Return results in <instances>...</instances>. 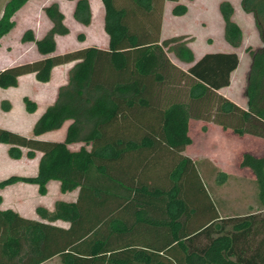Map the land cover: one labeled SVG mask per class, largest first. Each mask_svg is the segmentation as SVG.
<instances>
[{
  "label": "trees",
  "instance_id": "obj_1",
  "mask_svg": "<svg viewBox=\"0 0 264 264\" xmlns=\"http://www.w3.org/2000/svg\"><path fill=\"white\" fill-rule=\"evenodd\" d=\"M26 1L4 2L0 37ZM165 2L174 3L173 16L186 12L178 0H100L105 48L54 54L55 36L69 32L55 2L42 7L50 26L41 37L30 28L22 32L20 41L31 42L40 57L0 69V88L15 86L23 74L46 83L53 67L72 65L31 136L0 127L8 157L20 158L21 148L26 158L40 153L33 175L10 174L0 188L23 182L43 195L54 180L60 193L76 190V196L55 200L51 209L35 206L36 218L0 209V264L53 257L60 264H264V156L244 152L239 160L254 176L263 212L219 217L208 179L221 185L228 175L182 153L191 142L190 119L264 139V0H239L260 43L248 49L244 108L218 93L229 85L237 54L206 52L194 60L181 37L161 39ZM217 10L223 40L235 49L242 32L233 8L222 0ZM72 18L90 23L88 0H74ZM167 53L189 65L179 68ZM21 100L26 112L35 110L32 100ZM64 124L62 140L38 138ZM72 143L82 145L70 150Z\"/></svg>",
  "mask_w": 264,
  "mask_h": 264
},
{
  "label": "rangeland",
  "instance_id": "obj_2",
  "mask_svg": "<svg viewBox=\"0 0 264 264\" xmlns=\"http://www.w3.org/2000/svg\"><path fill=\"white\" fill-rule=\"evenodd\" d=\"M222 0H178L186 6V12L180 16H173L170 13L173 2H166L163 6L161 39L169 37H181V41L190 47L193 52L200 54L202 52H210L211 50H225V42L222 37V21L219 16L217 5ZM232 8V20L238 24L241 29L242 37L238 47L233 51L238 56V66L232 72L229 85L221 89V93L245 107L244 85L246 73L249 65L248 49H255L260 45L252 17L241 11L239 0H226ZM5 0H0V10ZM55 2L58 8L64 14V23L68 27L69 32L65 36L56 37V54L73 50L87 44L99 43V33H101V17L102 8L99 0H89L91 12V24L83 27L71 16L74 1L67 0H28L15 16L16 24L28 26L32 30L34 36L44 31L49 22L44 16L42 7ZM0 11V13H1ZM82 36L81 38L79 36ZM7 40L3 39L1 43L7 44ZM97 42V43H96ZM1 48V47H0ZM36 56L33 47H28V58L30 61ZM169 59L179 67L186 69L187 65L175 59L171 53H167ZM70 64L65 63L55 66L50 74V78L46 83L35 82L32 76L22 78L20 86L27 97L34 101L37 110H41L45 105L52 103L55 98L57 88L66 83L67 72ZM13 95V94H12ZM13 98V97H12ZM17 98L13 99L16 101ZM26 116V115H25ZM28 118V116H26ZM29 115L28 120L32 119ZM25 119V118H24ZM22 122L21 118L18 122ZM23 123V122H22ZM64 127L61 126L57 130L48 131L44 136L39 137L42 140L58 141L62 140L64 135ZM21 135V134H20ZM31 136V132L28 135ZM188 136L191 140L182 153L189 156L196 162L201 161H224L227 164L229 173L233 175L247 174L246 170H237L235 158H240L243 151H250L256 155L264 156V139L245 135L243 137L230 134L228 131L220 132L218 128H213L203 124V121H191L189 125ZM81 143L68 144L70 150L78 149ZM6 145L0 144V179L13 175H33L36 170V164L40 153L34 152V157L26 158L24 156L25 149L21 148L22 155L18 159H13L6 154ZM231 153H235L232 155ZM207 159V160H206ZM224 159V160H223ZM212 176V175H211ZM23 183V182H16ZM240 183L233 180H227L226 184L220 188L225 193H235V189ZM22 184H14L0 189L2 201L0 208L9 207L19 210L23 214H32L34 207L42 205L47 209H51L55 200L71 201L76 196V190L71 192L60 193L58 184L54 180H50L46 184V192L39 195L36 186L25 189ZM23 187V188H22ZM54 224L66 226V223L56 221ZM44 264H60L57 258H53Z\"/></svg>",
  "mask_w": 264,
  "mask_h": 264
},
{
  "label": "crops",
  "instance_id": "obj_3",
  "mask_svg": "<svg viewBox=\"0 0 264 264\" xmlns=\"http://www.w3.org/2000/svg\"><path fill=\"white\" fill-rule=\"evenodd\" d=\"M67 1H74V0H67ZM99 2H100V0H99ZM88 3H89V0H88ZM3 4H2V7H3ZM21 7L12 16V20L14 22L12 28L6 34H4L3 36L0 37V47H1L0 48V69L10 67V66H13L16 64L24 63V62H29L30 61V59L28 58V47L29 46L33 47V50L36 54V56L32 60L38 59L40 57L39 54L36 52L34 45L31 42H21L20 41V37H21L22 32L25 29L30 28L28 26L23 27V25L21 26L20 24H16V22H15V16H16L17 12L21 9ZM73 8H74V5H73ZM73 8H72V11H73ZM89 8H90V5H89ZM101 8H102V5H101ZM71 16H72V12H71ZM102 17H103V9H102ZM102 17H101V25H100L101 33H99V35H98L99 36L98 41H100L99 43H102V44L101 45L87 44V45L81 46L79 48L86 47V46H95L97 48H105L106 47L107 36L102 30ZM64 19L65 18H64V14H63V23H64ZM90 24H91V21L87 26H83L81 24L80 25L83 27H88V26H90ZM64 25H65V23H64ZM49 26H50V23L44 31H42L38 35L36 34V36H34V34H33V36L35 38L41 37L45 33V31L49 28ZM160 35H161V32H160ZM63 36H65V35H63ZM56 37H61V36H55V43H56ZM3 39H6L8 41L7 44L3 45V43H1L3 41ZM224 44H225V46H227V48L225 50H211L210 52H216V51L230 52V51H233V49L231 47H229L226 43H224ZM56 45H57V43H56ZM56 45H55V50L53 52L54 54H56ZM75 49H78V48H75ZM190 50L192 51V49H190ZM192 53H193L194 60H196L202 54H204L206 52L204 51L200 54H196L195 52L192 51ZM69 64H70V66H69V68H70L72 65V62H69ZM184 64H186L187 66L189 65L188 63H184ZM175 65L178 66L177 64H175ZM237 66H238V64H237ZM179 68H181V67H179ZM181 69H183V68H181ZM232 72L230 73V77H231ZM29 75L32 76V74H23V75L18 76L17 77V83L15 86L7 87V88H0V127L5 128V129L10 130V131H13V132H16V133L21 134V135H28L29 132H31V126H32L34 120L38 117V115L42 112V110L47 105H49V104L45 105L41 110L38 111L36 109L37 105L35 103L36 107H35V110L33 112L28 113L24 110L23 103H22L21 99L24 96L27 97V95L24 93V89L22 90L20 83H21L22 78L29 76ZM32 78H33V76H32ZM33 80H34V78H33ZM35 82H37V81H35ZM38 83H40V82H38ZM226 87L220 88L218 90V93L223 95L220 91H221V89H224ZM14 97H15V99L17 98V100L14 101V103H13ZM229 100H231V99H229ZM237 105L240 106L239 104H237ZM30 114L33 117L29 121L28 118H29ZM25 115L28 116V118ZM19 118L24 120V121H22L23 123L21 121L18 122ZM191 121L201 122L200 120L190 119L188 121L187 134L189 131V125H190ZM203 124H205L207 126H211L213 128H218L220 130V132L228 131V132H230V134L235 135L230 130H222L219 126L212 124L210 122H204L203 121ZM45 133L39 135L38 138L41 136H44ZM245 135H248V134H243L239 137H243ZM235 136H238V135H235ZM248 136H252V135H248ZM252 137H255V136H252ZM261 139H263V138H261ZM0 144H2V143H0ZM3 145H5V144H3ZM244 152H248V153H250L256 157L263 156V155H259V154L256 155L255 153L250 152V151H243L242 153H244ZM231 154L234 155L235 153H231ZM239 160H240L239 156H238V158H235L236 169L237 170H243V169L246 170L247 174H245V175L244 174L233 175V174L229 173V170L227 169V164H225L224 161H221V160L220 161H217V160L211 161L208 159L209 165L208 164L206 165L207 168L212 166L215 169H217L221 172H224L225 174L228 175L225 182L221 185H216L213 183V176H211L208 179V181L210 182V185L212 187V195H213V199H214V204L218 210L219 217H221L223 215L225 216L227 214L229 216H233L236 214L242 215V214L252 213V212H256V211L263 212V209L258 206V202L256 199V188L254 185V176L248 168L239 166ZM209 170H210V168H209ZM229 179L235 181V183H240L238 185V187L235 189V193H229V192L225 193L222 190L220 191V188L222 186H224L226 184L227 180H229ZM14 184H22L21 186H27V187H24L25 189H29L32 186H35L34 184H29V183H13V184H10V185L4 186V187H8V186H11ZM4 187H2L0 189H3ZM1 201H2V197L0 195V203H1ZM5 208H9V207H5ZM5 208H0V209H5ZM10 209H12V208H10ZM12 210L17 212L20 216H23L26 218H36L34 211H32V214L26 215V214H23L22 212H20L19 210H15V209H12ZM53 258H55V257H53ZM53 258H50L49 260H51ZM49 260H46L41 264H44V263L48 262Z\"/></svg>",
  "mask_w": 264,
  "mask_h": 264
}]
</instances>
